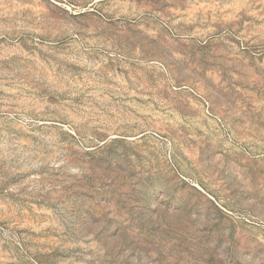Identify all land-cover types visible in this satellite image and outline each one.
Masks as SVG:
<instances>
[{
    "label": "rangeland",
    "instance_id": "374dc122",
    "mask_svg": "<svg viewBox=\"0 0 264 264\" xmlns=\"http://www.w3.org/2000/svg\"><path fill=\"white\" fill-rule=\"evenodd\" d=\"M0 264H264V0H0Z\"/></svg>",
    "mask_w": 264,
    "mask_h": 264
}]
</instances>
